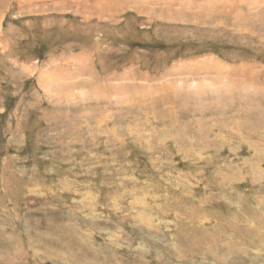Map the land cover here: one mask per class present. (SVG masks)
<instances>
[{
	"label": "rangeland",
	"instance_id": "rangeland-1",
	"mask_svg": "<svg viewBox=\"0 0 264 264\" xmlns=\"http://www.w3.org/2000/svg\"><path fill=\"white\" fill-rule=\"evenodd\" d=\"M263 229L264 0H0V264H264Z\"/></svg>",
	"mask_w": 264,
	"mask_h": 264
},
{
	"label": "bare ground",
	"instance_id": "bare-ground-1",
	"mask_svg": "<svg viewBox=\"0 0 264 264\" xmlns=\"http://www.w3.org/2000/svg\"><path fill=\"white\" fill-rule=\"evenodd\" d=\"M46 69V68H45ZM45 69H43L42 70V72H41V74H40V79H41V81H42V83H44L45 85L44 86H46V88L47 87H49V86H51V84H52V82L55 80V79H57V78H59V76L57 75V74H59L58 72L57 73H54L52 70H45ZM50 71V72H49ZM59 80H60V78H59ZM40 81V80H39ZM56 82V81H55ZM54 82V83H55ZM189 83V84H188ZM192 83H194V82H191V81H188L187 82V84L188 85H190V84H192ZM193 86V85H192ZM129 207V206H128ZM264 230V229H263ZM262 230V231H263ZM238 235V234H237Z\"/></svg>",
	"mask_w": 264,
	"mask_h": 264
}]
</instances>
